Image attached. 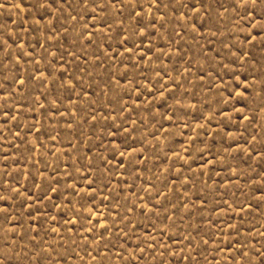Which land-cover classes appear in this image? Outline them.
<instances>
[{
  "label": "rangeland",
  "instance_id": "obj_1",
  "mask_svg": "<svg viewBox=\"0 0 264 264\" xmlns=\"http://www.w3.org/2000/svg\"><path fill=\"white\" fill-rule=\"evenodd\" d=\"M0 264H264V0H0Z\"/></svg>",
  "mask_w": 264,
  "mask_h": 264
}]
</instances>
